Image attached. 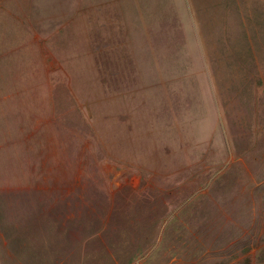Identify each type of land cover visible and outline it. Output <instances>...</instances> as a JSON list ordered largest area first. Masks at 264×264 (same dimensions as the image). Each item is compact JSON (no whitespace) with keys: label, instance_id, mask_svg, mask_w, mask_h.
<instances>
[{"label":"rangeland","instance_id":"1","mask_svg":"<svg viewBox=\"0 0 264 264\" xmlns=\"http://www.w3.org/2000/svg\"><path fill=\"white\" fill-rule=\"evenodd\" d=\"M0 264H264V0H0Z\"/></svg>","mask_w":264,"mask_h":264}]
</instances>
